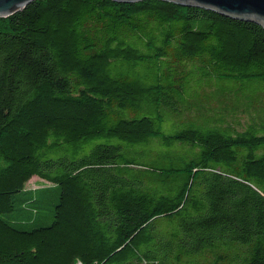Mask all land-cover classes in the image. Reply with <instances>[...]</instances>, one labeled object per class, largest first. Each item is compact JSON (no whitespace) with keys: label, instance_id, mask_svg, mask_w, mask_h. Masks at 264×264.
I'll return each mask as SVG.
<instances>
[{"label":"trees","instance_id":"1","mask_svg":"<svg viewBox=\"0 0 264 264\" xmlns=\"http://www.w3.org/2000/svg\"><path fill=\"white\" fill-rule=\"evenodd\" d=\"M0 264H264V27L162 0L0 17Z\"/></svg>","mask_w":264,"mask_h":264},{"label":"water","instance_id":"2","mask_svg":"<svg viewBox=\"0 0 264 264\" xmlns=\"http://www.w3.org/2000/svg\"><path fill=\"white\" fill-rule=\"evenodd\" d=\"M33 0H0V17L8 16L24 8ZM135 2L139 0H114ZM185 6H197L221 15L254 21L264 27V0H162Z\"/></svg>","mask_w":264,"mask_h":264},{"label":"rangeland","instance_id":"3","mask_svg":"<svg viewBox=\"0 0 264 264\" xmlns=\"http://www.w3.org/2000/svg\"><path fill=\"white\" fill-rule=\"evenodd\" d=\"M220 87V86H219ZM240 119H244L242 116H240ZM38 178L33 176L28 182H27V186L28 187H35L37 184Z\"/></svg>","mask_w":264,"mask_h":264}]
</instances>
